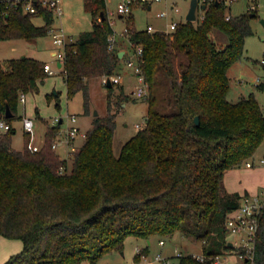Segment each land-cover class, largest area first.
<instances>
[{"label": "trees", "instance_id": "trees-1", "mask_svg": "<svg viewBox=\"0 0 264 264\" xmlns=\"http://www.w3.org/2000/svg\"><path fill=\"white\" fill-rule=\"evenodd\" d=\"M86 8L92 29L66 46L63 71L69 96L82 91L88 113L90 80L119 74L123 58L118 47H108L115 30L106 0H89ZM228 8L208 1L197 22L181 20L170 36L138 30L133 13L128 16V42L143 49L138 64L150 94L145 126L119 155L113 146L114 86H106L107 114L94 117L71 166L52 149L60 124L48 127L39 151L27 148V136L23 150L12 149L20 94L39 93L51 74L46 62L30 56L0 62V118L12 126L0 131V236L24 243L3 264H97L107 253L122 251L130 235L149 239L176 232L201 240L204 256H173L178 264H214L236 249L229 245L226 220L242 195L228 191L224 175L244 166L263 143L264 110L253 92L228 99V71L244 57L246 38L254 34L252 19L259 17V11H245L227 18ZM38 17L44 24L35 23ZM55 17L46 7L29 14L6 0L0 40L46 36ZM59 96L54 92L47 99L55 97L59 108ZM7 105L12 117L5 115ZM148 253L147 247L135 261ZM244 264H264V205L253 257Z\"/></svg>", "mask_w": 264, "mask_h": 264}, {"label": "rangeland", "instance_id": "rangeland-1", "mask_svg": "<svg viewBox=\"0 0 264 264\" xmlns=\"http://www.w3.org/2000/svg\"><path fill=\"white\" fill-rule=\"evenodd\" d=\"M88 1L89 0H62L64 13L62 15H56L55 23L52 27L60 28L67 36H72L74 40L78 38L81 32L91 30L93 26V15L92 12L86 8V2ZM260 2L259 17L252 19L254 34L246 38L244 57L233 64L228 71L230 77L228 96L230 99H238L240 93V95L247 96L253 92L259 99L264 110V92L258 89L253 82L255 75L263 71V69L257 65V60L260 59L264 50V26L261 23V19H264V0H260ZM173 3H176L180 7V12H175V10L171 8ZM248 4L249 0L235 1L232 3L231 9L229 10L228 8V13L230 12L233 15L244 13L247 10ZM107 5L109 10L114 11L113 14H110V18L114 20L113 27L118 38L125 27H127V20L118 12L116 0L109 1ZM190 5L191 0H163L153 3L150 10L135 7L132 12L134 16V25L138 30H141L145 29L148 22H150L159 29H166L168 21L173 19H186ZM161 10H169L168 18H160L156 15V13ZM202 11V8L197 9V19L195 22H197L202 15ZM35 23L42 25L44 24V20L38 17L35 19ZM57 49L61 48L53 41L51 34L35 39L19 38L0 40V62L3 64L6 65L9 60L14 58L30 56L50 63L55 71V73L46 78V81L40 86L39 93L33 96L27 95V102L25 103L20 101L18 116L12 122V126L16 130L11 143V147L14 150L24 149L26 135L23 128V117L26 115L34 118L37 135L36 143H41L45 140V132L47 129L45 120H49L51 123V117L53 116L65 115L68 111L77 114V124L86 133L87 130L91 128L92 119L96 111L99 112L98 116H104L108 112V91L106 86L102 83L101 77L90 80L91 100L88 113L85 110L84 94L82 91L74 96H69L64 76L58 70L57 60L52 55V51ZM131 50L132 48L128 46L129 53ZM121 68L119 74L122 76V82L118 85H114L112 96L113 108L117 111V127L113 142L114 153L116 155H119L123 144L135 135L139 129L145 126L149 108L148 97L150 94L149 91L147 96L139 97L136 93V77L132 74V71H130L124 59H122ZM241 79H244L243 83L240 82ZM121 86L124 92L117 98V95L121 91ZM54 92H58L60 95L59 108L55 106V97H53L51 101L47 99V94ZM36 110H38V113ZM83 141L84 137L79 136L76 139V148H79ZM66 148V144H61L58 147V152L63 159L67 157L65 152ZM263 156L264 141L257 150L254 168L252 170L241 169L240 172L251 175L255 168L261 165L258 163ZM66 159L69 166H71L72 157H67ZM251 159L254 160L253 158ZM262 165L264 166V164ZM235 237L236 236L232 233H228V239L234 240ZM159 238V236L154 238V242L150 248V255L153 257L162 250L164 255L169 257L172 264H178L177 258L173 256L180 254H201L203 251V243L201 240L187 237L181 232H176L170 237H163L166 243L162 247L158 243ZM141 243V241L136 240L135 236L130 235L126 238L122 251L114 250L107 253L97 264H135L136 246L141 245ZM23 246L24 243L20 239H10L0 236V264L5 263L12 255L19 253L23 249ZM234 260H237L239 264H244V260H241L236 253L222 255L218 264H231ZM83 264L91 263L84 262Z\"/></svg>", "mask_w": 264, "mask_h": 264}, {"label": "built area", "instance_id": "built-area-1", "mask_svg": "<svg viewBox=\"0 0 264 264\" xmlns=\"http://www.w3.org/2000/svg\"><path fill=\"white\" fill-rule=\"evenodd\" d=\"M6 0H0V8L2 6V3ZM7 1H13L16 5V8H20L24 13L29 14H37L41 7H46L50 10H52L57 15H62L64 13V9L62 6V0H7ZM111 0H106V4ZM163 0H116L117 2V10L118 12L128 17L131 15L135 7H145V8H152L153 3L161 2ZM208 1H214V0H199L200 5L202 3H206ZM216 2H220L224 5H227L228 7L235 1L238 0H215ZM261 7L260 0H249V4L247 6V11H259ZM172 9L175 10V12H180V7L175 3L172 4ZM201 8V7H199ZM108 15L113 14V10H109L107 5ZM5 12V11H4ZM156 15L160 18H168L169 16V10H161L156 13ZM231 14L229 13L227 15V18H230ZM181 20L173 19L171 21L167 22V28L166 29H158L155 28L152 24H149L146 28L149 32L154 31H161L167 34L168 36L172 35L174 30L176 29L178 23ZM113 25V21H111ZM127 27L123 30L122 35L127 36ZM49 34L52 35L53 41L60 46L61 49H57L54 51V55L57 58L58 62L62 63L65 59V48L66 46L73 42L74 39L72 36H67L63 30L60 28H54L51 27L49 30ZM117 35L116 32L113 34H110L108 37V47L110 50H114L117 47ZM131 48H132V56L126 59L127 66L133 71L134 76L136 77L137 83H136V93L139 97H145L149 93V83L146 80L144 74L142 73V68L138 64V60L143 55V49L140 45L135 46L132 44V42H129ZM258 65L263 69V71L254 77V85L260 89L262 92H264V50L263 54L260 57V59L257 61ZM45 71L49 74H53L54 70L50 63L45 64ZM108 79L111 80L112 86L118 85L122 82V76L121 74H116L112 76L104 75L101 77L102 83L107 86ZM241 83H243V80H240ZM20 101L25 102L26 101V94L21 93L20 94ZM78 116L74 113H67L63 116H55L52 120V125L56 126L58 124L61 125V128L59 132L54 136L52 140V149L56 150L61 144H66L68 147V157H72L74 152L78 149L76 148V139L79 136H83L84 138L87 135V132L85 133L77 124ZM24 123V132L25 135L28 137L27 141V148L32 152L39 151L42 146H38L35 143L36 138V131H35V121L33 117L25 116L23 118ZM139 126V125H138ZM10 123H8L5 119L0 118V131H8L11 129ZM262 164H264V158L260 160ZM247 167H253L255 165L254 160L250 159L247 160L244 163ZM61 171H64V167H61ZM264 205V201L261 200L257 195H243L241 199L240 206L233 210L227 220H226V226L228 233H232L235 235L234 240H230L234 243V246L236 250H232L227 255H230L232 253H236L241 260H244L245 258H252L253 252H254V245L257 235V229L259 225V216L262 212V208ZM161 244H164V241H160ZM141 250L138 251L140 253ZM226 255V254H225ZM200 259H203V255H197ZM221 256H217L214 264H218L220 261ZM155 259L162 264H172L171 260L161 253H158L155 256ZM231 264H239L238 261L232 262Z\"/></svg>", "mask_w": 264, "mask_h": 264}, {"label": "crops", "instance_id": "crops-1", "mask_svg": "<svg viewBox=\"0 0 264 264\" xmlns=\"http://www.w3.org/2000/svg\"><path fill=\"white\" fill-rule=\"evenodd\" d=\"M232 5V4H231ZM231 5L229 6V10L231 9ZM172 7V6H171ZM142 9H146V10H150V8H145V7H141ZM247 11V10H246ZM230 13V12H229ZM230 14H232V13H230ZM233 15V14H232ZM121 16H123V15H121ZM123 17H125V16H123ZM109 18H110V15H109ZM126 18V20H127V18L128 17H125ZM111 19V18H110ZM184 19V18H183ZM182 19V20H183ZM111 21H113L114 22V20L113 19H111ZM149 24H152V23H150V22H148V24H147V26L149 25ZM153 25V24H152ZM167 25V24H166ZM154 26V25H153ZM264 26V25H263ZM155 28H158V27H156V26H154ZM159 29V28H158ZM122 33H123V31H122ZM122 33L120 34V37H118V41H117V47L120 49V51L121 50H124V53H123V56H122V58L126 61V59L127 58H129V57H131L132 56V50H131V52L129 53L128 52V46H130V44H129V42H128V38H127V36H124V35H122ZM122 37V38H121ZM131 47V46H130ZM54 51L55 50H53L52 51V55L56 58V56L54 55ZM56 60H57V58H56ZM258 61V60H257ZM57 63H58V61H57ZM257 65H258V63H257ZM52 66V65H51ZM259 66V65H258ZM260 67V66H259ZM53 68V67H52ZM261 68V67H260ZM54 70V69H53ZM58 70L63 74V76H64V81H65V74H64V71H63V67H58ZM130 71H132L131 69H130ZM54 73H55V71H54ZM53 73V74H54ZM53 74H51V75H53ZM132 74H134L133 73V71H132ZM228 74H229V72H228ZM50 75V76H51ZM48 78V77H47ZM241 80H243L244 81V79H241ZM46 81V79L40 84V86L44 83ZM65 85H66V82H65ZM66 88H67V86H66ZM37 94V93H36ZM241 94V93H240ZM239 94V98H241V97H243L244 95H240ZM27 95H29V96H33V95H35V94H33V93H27L26 94V101L25 102H27ZM238 98V99H239ZM228 99L229 100H232V101H236V100H238V99H230V97L228 96ZM24 102V103H25ZM125 105V104H124ZM67 113H71V112H67ZM66 113V114H67ZM75 114V113H74ZM77 115V114H76ZM27 116V115H26ZM56 116H58V115H56ZM60 116H63V115H60ZM25 117V116H24ZM23 117V118H24ZM55 116H53V117H51V123H50V121L49 120H45L46 122H45V124H46V126H47V129H46V132H45V137H46V133H47V131H48V127L49 126H53L52 125V120H53V118H54ZM94 117H96L95 115H94ZM94 117H93V119H94ZM92 119V120H93ZM43 122H44V120H43ZM93 122V121H92ZM80 127V126H79ZM91 127H92V125H91ZM81 128V127H80ZM82 129V128H81ZM87 132H88V130H87ZM85 139V138H84ZM37 140V135H36V138H35V143L37 142L36 141ZM44 142H45V140L44 141H42L41 143H36L38 146H43L44 145ZM57 152H58V149H57ZM65 152H66V154H67V157H68V152H69V150H68V147L66 148V150H65ZM257 153V152H256ZM58 154L60 155V153L58 152ZM66 157V158H67ZM61 158H62V156H61ZM64 159V160H67V159ZM256 154L254 155V157H253V159H254V162L256 163ZM262 158H264V156L263 157H261L260 158V160L262 159ZM63 159V158H62ZM258 164H261V165H259V166H257L256 168H255V170H254V172L251 174V175H249V174H243L242 172H240L241 171V169H249V170H252L254 167H247V166H243V167H240V168H232V169H228V170H226V172H225V175H224V182H225V186H226V188L228 189V191H230V192H235V191H237V192H239L242 196L243 195H245V194H247V195H257L261 200H263L264 201V166L262 165V163L261 162H259ZM247 167V168H246ZM156 236L157 235H155V236H152L151 238H149V239H144V238H139V237H136V240H139V241H141L142 243H141V245H137L136 246V254L138 253V251L139 250H144L145 248H147L148 247V251H149V253H148V255H144L143 257H142V259H141V261H139V262H136L135 261V264H156V263H159V264H162L161 262H159V261H157L156 259H155V256L158 254V253H161L162 255H164V253L162 252V250H160V252H158V253H156L153 257L150 255V248H151V246H152V244H153V242H154V238H156ZM160 238H159V240H158V243H159V245L162 247V246H164L165 245V238H163V237H165V236H159ZM161 240H163L164 241V244H161L160 243V241ZM203 243V242H202ZM194 255H202V253L201 254H194ZM165 257H167V258H169L168 256H166V255H164ZM235 261H237V260H234L233 262H235Z\"/></svg>", "mask_w": 264, "mask_h": 264}, {"label": "water", "instance_id": "water-1", "mask_svg": "<svg viewBox=\"0 0 264 264\" xmlns=\"http://www.w3.org/2000/svg\"><path fill=\"white\" fill-rule=\"evenodd\" d=\"M199 7H201L202 9H205L206 8V3H202L200 5L199 0H191L190 9H189V11H188V13L186 15V19L190 20V21H195L197 19V9ZM251 17H255V13H252ZM261 23L264 25V19L263 18L261 19ZM123 53H124V50L119 51L120 57L123 56ZM57 66L58 67H62V63L58 62ZM107 86H109V87L112 86V82H111L110 79H108ZM5 115H6V117H12L14 115V113L11 111V108H10L9 105H7V109H6ZM98 115H99V112L96 111L95 112V116L97 117ZM195 120L198 123L199 122V117L196 116ZM229 245L233 247L234 243L232 241H230Z\"/></svg>", "mask_w": 264, "mask_h": 264}]
</instances>
